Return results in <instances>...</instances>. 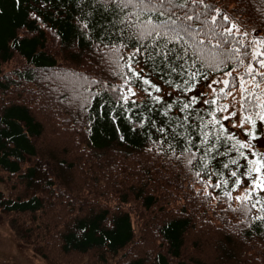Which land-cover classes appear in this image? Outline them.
Returning <instances> with one entry per match:
<instances>
[{"label": "trees", "instance_id": "1", "mask_svg": "<svg viewBox=\"0 0 264 264\" xmlns=\"http://www.w3.org/2000/svg\"><path fill=\"white\" fill-rule=\"evenodd\" d=\"M206 2L248 40L264 41V0ZM122 15L117 0H0L1 211L47 264H264V110L244 111L239 84H213L231 80L218 69L203 68L207 79L198 74L184 91L176 73L161 79L162 68L138 56L140 75L126 83L134 49L130 40L123 47ZM245 87L264 103V83ZM192 96L198 102L181 112ZM223 105L221 123L205 128L212 135L201 143L203 133L189 126L199 122L184 116L199 110L207 122ZM216 136L220 145L205 154ZM237 141L248 145L239 168L229 163L238 151L217 155ZM243 166L261 172L241 176ZM221 177L227 185H209Z\"/></svg>", "mask_w": 264, "mask_h": 264}, {"label": "snow or ice", "instance_id": "2", "mask_svg": "<svg viewBox=\"0 0 264 264\" xmlns=\"http://www.w3.org/2000/svg\"><path fill=\"white\" fill-rule=\"evenodd\" d=\"M203 8V11L198 9ZM117 9L122 13L121 24L126 25L122 28L121 39L123 47L127 48L128 41H132L131 47L134 49L132 55L126 58V64L131 75L125 76L126 83L131 80V76H139L132 68L133 62L139 63L138 56H145V63L151 61L154 66L162 68L161 79L166 75L176 73L182 79L183 90L193 91V81L196 80L199 74L202 78L207 79L208 73L202 71L207 68L209 71L218 69L225 77L229 79L213 80V84L222 83L225 88L231 86L235 88L237 84L244 93L241 103L244 106L246 113H251L254 109L260 108L264 110V103H257L259 96L256 93L250 92L245 85L251 80L256 89H259L264 83V52L259 48V45L264 43L256 38L248 40L249 33L247 31L241 32L240 28L234 23L230 22L229 16L223 14V11L214 5H210L206 0H117ZM178 12L182 14H178ZM215 15H210L211 13ZM210 17V18H209ZM202 37V38H201ZM215 41V43H213ZM235 58L237 64L231 66L230 70L225 71L224 66ZM250 58V62L245 68L244 75L233 77L232 73L238 66H243L245 59ZM200 62V67L196 68L197 62ZM253 62L256 67L253 66ZM117 68L123 67L120 65L119 59L115 60ZM194 69V70H193ZM179 70V71H178ZM187 73V78L185 75ZM259 77V79H257ZM143 84L148 85L150 81L144 79ZM166 83L172 84L171 80H166ZM176 88H181V84H176ZM211 87V84L209 85ZM147 91V89H145ZM155 91L159 92L160 88L155 87ZM131 92V89H129ZM134 95V93H132ZM157 101L160 97H155ZM123 100L128 101V95H123ZM197 97L192 96L188 103L182 104L181 112H186L192 104L197 103ZM205 104H209L208 100H204ZM214 103V102H212ZM171 108V104L168 105ZM228 105H223L214 109L209 113L212 119L205 122L203 115L198 110L195 115L189 113L184 116L187 121L190 116L197 120L198 124L189 125L193 131L198 128L203 133L201 143L208 144L209 136L212 133L204 131L209 125L215 126L221 122L217 120L216 111H227ZM236 112H232L230 116H225L223 119H230L234 117ZM260 121H264V111L257 112ZM251 120L250 115H245L242 118L243 122ZM255 127V121H251ZM201 125L203 127H201ZM163 132V129H158ZM220 132L226 131L221 125ZM245 135L252 136V133H245ZM227 140L234 139V136L226 137ZM191 143V140L189 141ZM220 145V137L216 136L214 142L204 148V153H212L217 146ZM198 146V145H194ZM248 145L237 141L230 147H225L224 152L217 151V155L223 156L229 151H238V157L231 159L229 163L241 167L239 164L240 158H245V153L239 149H246ZM188 151V149H182ZM191 163V157L189 158ZM229 163H224L223 168L228 169ZM257 162L248 160V164L255 165ZM241 176L250 177L251 172H261L259 167L247 168ZM199 175V173H198ZM230 176L236 178L234 185L236 188L242 183L238 177L237 171H230ZM253 185L260 187L258 180L252 181ZM227 185L228 180L219 178L215 185H212L209 180V185L213 188H220L221 185ZM231 199V192L224 193ZM243 201L242 197H236ZM264 219V217H261Z\"/></svg>", "mask_w": 264, "mask_h": 264}, {"label": "rangeland", "instance_id": "3", "mask_svg": "<svg viewBox=\"0 0 264 264\" xmlns=\"http://www.w3.org/2000/svg\"><path fill=\"white\" fill-rule=\"evenodd\" d=\"M0 264H47L16 232L11 219L0 209Z\"/></svg>", "mask_w": 264, "mask_h": 264}]
</instances>
